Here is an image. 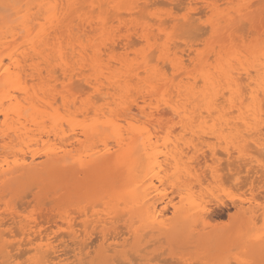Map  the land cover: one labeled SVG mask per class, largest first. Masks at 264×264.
Returning a JSON list of instances; mask_svg holds the SVG:
<instances>
[{
	"label": "bare ground",
	"instance_id": "bare-ground-1",
	"mask_svg": "<svg viewBox=\"0 0 264 264\" xmlns=\"http://www.w3.org/2000/svg\"><path fill=\"white\" fill-rule=\"evenodd\" d=\"M137 1L123 7V10L129 12L127 15L126 13L120 14L123 17L130 16L132 13L136 15L143 13L148 7L151 10L153 4L159 3L158 6L168 8V3L165 0L163 2L156 0L157 4L153 0L151 5L149 0H139L141 1L139 3ZM170 1L172 4L168 5L173 11H175L174 9L178 10L177 12L184 8V6L180 7V4L186 3L184 1H188L187 4L191 2V6L194 4L192 0H183L184 3L182 0ZM195 1L196 3L199 1L204 9L215 14L218 17L215 21L225 19L224 17L227 16L219 10V0ZM85 2L87 0H23L16 4L15 0H0V93L4 92L5 98L10 102L9 106L5 108L0 103V130L3 129L0 138V162H7L9 156H14L15 159L12 166L0 168V194L16 193L17 197H21L27 190L38 202L37 206H46L50 204L48 198L52 191L59 189V184L49 183L52 184V187H49L45 183L40 184L36 181L30 186L20 185L18 188L16 186L24 179H33L42 174H47L50 179L55 174L57 177L54 179L67 188L66 195L70 207L68 208L66 233H63L71 241L69 243H71L72 249H67L71 252H67V258L62 257L63 260L69 261L73 258L71 261L73 264H81V254L79 251L76 253V250L81 251L82 248H87L88 244L92 243L89 240H94L91 237L97 235V243H99L97 255L101 258L104 257L106 264L115 261L113 257L110 256L108 259L105 256L109 251L116 254L114 257L117 262L114 263L123 262L125 264L126 262L127 264L131 258L130 253L128 254L130 250L126 248L132 236L133 245L136 244L134 225L139 212H144L142 220L146 224V228L149 230L158 228L161 231L163 228L158 224L159 218L168 211L169 207L175 213L179 211L175 204L172 205V198L165 194L158 193L148 197L149 192L153 194L157 190L151 179L148 183L142 182L139 185L143 178L141 177L142 169L145 166V162L143 165L141 161V156L151 151L146 158L149 170L159 164L157 156L153 152L154 145L150 141L138 143V138L147 126L161 129L168 125L181 128L198 127L201 130L203 125L211 120L214 122L212 126L218 127L217 130L222 134L224 130L232 131L238 127L241 129L242 125L240 126V124H246L245 120H250V118L255 120L264 116V21L261 20L263 11L255 17H248L245 23L253 22V28L256 29H254L255 31L251 28V31L248 30V34L250 31V35H253L251 40L247 41L245 38L237 37L238 44L232 32L226 28V30L219 28L218 24L212 20H207L213 37L212 43H216L218 46L208 47L207 53L206 49L199 51L201 48L199 50L196 48V45L197 47L202 45V43L196 44V40L206 34L205 31L203 34L200 33L204 27L200 28L202 26L198 24L199 19L187 13L182 19L183 21L178 24L185 29L187 34L183 37V44L187 49L183 50L188 51L187 57L193 56L192 53H194L192 59L194 69L189 71L185 67L186 61L182 60L183 50L177 51L178 47H176L170 52L171 47L159 46L158 60L168 63L173 70L172 80H167L157 68L151 65V60L155 61V57H152L156 54L154 48L148 53H141L140 62L133 64L128 62V54L117 55L116 50L119 47H116L115 40L104 38V40H94L95 43L91 41L89 31H93L95 28H92L91 23L86 21L88 17L85 18L86 14L82 12L85 10L83 5ZM99 2L101 1L99 0ZM154 5L153 7H158ZM175 5L176 7H174ZM195 5L199 6V4ZM242 5L239 4L234 10H230L237 16L239 15L238 19L239 17L243 18V12L249 10L251 13L247 12L250 16L257 12L261 6H264L261 4L259 8L257 5L255 7L252 5L242 7ZM94 6V0L87 4V7L91 9ZM198 6L196 9L201 8ZM177 7L180 8L177 9ZM252 8L255 9L252 10ZM192 10L194 11L195 8ZM108 12L111 10L109 9ZM12 17L13 19H11ZM75 21L78 22L75 23ZM156 21L157 19L153 23L156 24ZM165 21L168 24V20ZM221 21L229 22L230 19ZM87 23L91 30L86 28ZM230 23L227 27H231ZM166 24L164 25L166 26ZM97 26L102 25L98 23ZM245 30L243 32H246ZM173 32L174 30H172ZM132 35H128L131 39L126 37L122 39L123 41L120 40L122 50L133 48L134 42L139 44V40L131 41L133 40ZM19 38L21 39L20 43L17 41ZM156 38L145 30L139 36V39L144 41L149 49L158 44ZM158 38H162V35H159ZM169 38H171V34ZM152 40L153 43H151ZM104 41L109 42L105 43ZM137 43H135V47L138 46ZM174 43L176 46H183L181 43ZM102 52L110 58L119 60L123 72H113L110 71V68L103 66ZM3 54L6 55L3 56ZM129 55L131 54L129 53ZM136 55L138 54L136 53ZM136 59L138 60L139 57ZM158 60L156 61L160 64ZM163 65L161 67L168 68V65ZM187 66L190 67V64ZM167 70L165 71L167 72ZM184 78L187 81L185 80L186 82L183 83ZM176 79L177 82H175ZM242 79L249 81L248 85H244ZM28 81L30 86L27 84ZM199 83L200 86H198ZM252 83L255 88L249 89L251 91V97H249L253 104L248 106L244 101L249 97L245 95L244 99H246L243 100L240 92L246 91L247 89L244 88L251 86ZM241 84L244 85L242 89ZM11 92H17L18 95H13ZM226 92L230 94L229 98L224 97ZM85 93H91L93 100L97 97L102 101V104L97 105L98 100L92 101L90 98L87 101L82 100ZM194 138L196 139V137ZM201 138L198 135L197 139ZM31 143L50 147L44 153V159H38L37 148L34 150L29 148ZM183 146L185 149H181L179 145L175 144L172 153L166 155V160L171 164L169 177L175 183L177 191L182 187H187L192 179L200 181L201 178L205 179L208 172L213 174L217 170L216 167L212 168L213 166L210 167L207 164L204 153L190 157L184 153L185 150L193 153L201 151L202 148L197 143L186 142ZM24 148L29 149L25 150ZM20 155L22 157L17 158ZM209 180L217 183L214 175H211ZM159 182L161 181L159 180ZM34 189L37 192H33ZM186 190L189 188L187 187ZM86 198L89 199L88 203L82 205L84 202L82 200ZM46 199H48L47 202H45ZM37 206L35 205V207ZM216 206L226 207L224 203ZM41 207L37 209L40 210ZM46 207L47 210L44 207L40 210V215L36 214L37 218H30L25 222H17L18 215L13 211V208L6 209L3 213L0 211V249L5 251L9 248L11 253L13 251L10 250L11 246L15 247V244L20 247L23 244L31 245L37 239L40 241L46 239L51 232L48 231V228L44 229L45 223L47 226L49 220L57 217V212H55V216L52 214L53 218L49 217L51 212H49L48 206ZM97 207L101 209L96 210ZM232 207L235 210V215L241 213L249 217H253L256 208L251 205L247 208L243 207L241 200L233 202ZM182 209L186 218L193 219L194 223L200 222L205 230L209 229V231L198 234L196 225L189 222L184 224L183 221L180 225L167 229L169 237L173 239L184 237L191 242L198 236L196 244L210 243L213 237H221L219 233L214 234L213 232L218 231L219 228L208 224L206 214L209 211L207 209L197 210V206L189 205V203L187 208L184 205ZM72 214H79L76 218L82 215L86 218L79 224L82 230H79L80 228L77 230ZM39 216L44 219L41 218L42 220L37 222ZM40 222L43 223L44 228ZM246 224L247 222H245ZM6 225L7 228L2 229ZM10 225H19L18 230L24 235L21 238L25 240L23 244L22 241L13 243L12 240L6 239V237L14 238L15 236L12 235L13 229L8 227ZM57 225L56 228L59 229L60 227ZM245 229L248 230V226ZM68 244H66V248ZM9 245L10 247H8ZM23 251L21 249L20 253ZM25 251L28 252V250ZM58 252L51 245H46L45 249L40 248L39 253L42 254L40 257L41 260L43 259L41 262L48 264L54 259H59L61 256L57 254ZM6 253L8 255V251ZM64 253L62 256H65ZM70 253L72 255H69ZM5 256H0V258ZM119 259H122V262ZM7 260L8 258L5 259V261ZM82 263L87 264L85 261ZM128 264H131V260Z\"/></svg>",
	"mask_w": 264,
	"mask_h": 264
},
{
	"label": "rangeland",
	"instance_id": "rangeland-1",
	"mask_svg": "<svg viewBox=\"0 0 264 264\" xmlns=\"http://www.w3.org/2000/svg\"><path fill=\"white\" fill-rule=\"evenodd\" d=\"M15 1L17 4V3H21L23 0H15ZM92 1L93 0H87V2L83 4L85 7V10L82 11L83 13L86 14L85 18L88 17L86 21L91 23L92 28H95L93 31H89L90 33L89 38H92L91 41H94L96 39L104 40V38H110V39L115 40V42H117L116 47H119V49L116 50L117 55L118 54L119 55L128 54L127 55L128 62H132L133 64L140 62L141 53L143 52L148 53L152 48L155 49L153 50L156 53L155 56H152V57H155V61L158 60L159 46L160 47L166 46L169 48L171 47L170 52L176 49V47H178L177 51L187 49L183 44V41H184L183 37L187 36V34L185 33V29H183L178 24V22L180 23L181 21H183L182 19L187 15V13L191 14V16H193L194 18L199 19L198 24L202 26L200 28L204 27V29H202V32L200 33L203 34V32L205 31L207 35L205 34L206 37L205 35H203L204 37L202 38L200 37L196 40V44L200 45L202 43V45H200L199 47H197L196 45V48L198 50L201 48L199 51H202V50L204 51L206 49L205 51L206 53L209 51L208 47L210 48L211 47L214 48V46L218 47L216 43L215 44L212 43L213 37L211 34L210 27L208 25L209 21L207 20H210V21L212 20L218 24L219 28L223 30L226 28L228 31L232 32L233 36L237 40L236 42L237 44L239 43L238 41L239 37L243 39L245 38L247 39V41L249 39L251 40L253 37L252 34L250 35V31L251 29L255 31L254 29L256 28H253L254 27L252 25L253 22L251 23L250 21H247L245 23L248 17L250 18L253 16L255 17L258 15V13L263 11V16L261 20L264 21V9L262 10L264 6H261V4L262 5L264 4V0H254V1L253 0H231V1L219 0L218 2L219 10L223 12L224 15H227L226 17H224L225 19H219V21H215L218 19V17L215 16V14H212L208 10L204 9L201 3L199 1H197L198 3H196L195 0H192V3H194L193 6H191L192 5L191 2L190 4H187L188 1H184L186 2L184 3L182 0V3H184V5L180 3L179 4L181 5L180 6L181 8H183V6L184 8L180 12H177L178 10L176 11V9H174L175 11H173V9L170 8L169 6L170 5L169 3H171L170 0H165L169 4V5L167 4L168 8L167 7L165 8L164 6L163 7L158 6L160 3L157 4L156 0H154L157 5H154V4L153 5L158 6V7H153L152 5L151 10L148 7L146 10H144L143 13H137L136 14L137 16L135 15V13H132V15L130 16L129 15L126 16L127 13L129 12H127L126 10H123L124 6L134 1H137V0H100L101 2H99V0H94L95 6L91 9L87 7V4H89ZM149 1H150L149 4L151 5V2H153V0H149ZM163 1L164 0H162V2ZM139 2L141 1L138 0L137 3ZM195 4H199V6L201 5L200 6L201 8L196 9L198 5H195ZM239 4H243L242 7H245L246 5H252V7H255V5H257L259 6V8L261 6V8L257 10V12L252 13L250 16L249 14L251 12L247 10L249 14L247 11L243 12L242 13L243 18L239 17L238 19L239 15L237 16V14H235L234 12H230V10L231 9L234 10V8L237 7V5ZM95 7H96V11L94 12ZM174 7H176V5ZM180 7H177V9H179ZM118 8L120 9L118 10ZM194 8L195 10L193 11L192 9ZM109 9L113 13L108 12ZM254 9L255 8H252V10ZM106 11L109 13V16L111 15L110 18H108L109 16ZM201 11H203L204 13ZM120 13H124V14L126 13L125 17H123L122 14ZM179 13L180 14L182 13V15H180ZM200 13L203 15H201ZM160 14H164V15H160ZM211 16H213L212 18L214 19H212ZM227 18L230 19L229 22L221 21V20H226ZM231 18H236V19H231ZM11 19H13V17ZM154 19L155 20L157 19V21L155 22L156 24L153 23L155 21ZM165 20H168L169 25L166 24ZM77 22L78 21H75V23ZM98 23H100L102 26H97ZM228 23L231 24V27L230 26L227 27ZM151 24L153 25L151 26ZM164 24H166V26ZM87 25L88 23L85 25L86 28L88 30H91L90 27H88ZM168 26H170L171 28H169ZM205 26H206V29L208 30L205 29ZM120 27L122 30L120 29ZM176 27L180 30H183L182 31L183 33L179 31ZM153 28L155 31L153 30ZM244 29H246L245 30L246 32H243ZM249 29L250 31L248 34ZM144 30L147 31L152 37L154 38L157 37L156 41L158 44L153 45V47H150V49L148 48V46L146 45L144 41L139 39V36ZM172 30H174L173 33H172ZM176 32H177V35L175 36ZM130 34L131 35L133 34L132 36L134 37V38L132 37L133 40L131 41L133 42L134 39L137 41L139 40L140 41L139 44L137 42H134L133 44L135 45V43H137L138 46L135 47L133 45V48L129 50H122L120 48L121 46L120 40L126 37H129L128 35ZM170 34H171V38H169ZM159 35H162V38H158ZM19 39L17 40L18 43H20L21 41V39L20 40ZM244 41L247 42L246 40ZM104 42L107 43L109 41H104ZM174 42L181 43V45L183 44V46H176ZM151 43H153V40L151 41ZM204 44H205V47H204ZM215 49L217 50V48ZM183 51H184V54L182 55L183 57L182 60L186 61L185 62L186 65L184 64V62L183 64L185 65V67H187L189 71H191L194 69V63L192 62V59L194 58L193 57L194 53H192L193 56L190 55L187 57L188 51L187 50H183ZM2 52L5 53L7 51H2ZM129 53L131 55H129ZM136 53L138 55H136ZM5 55L3 54V56ZM105 55L106 53L102 52L101 60H102L103 66L110 68V71H113V72H123V69L119 63V60H117L116 58H110L107 55L105 57ZM136 57L137 58L139 57V59L137 60ZM213 59L214 58L212 57V61ZM188 60H190L189 63H187ZM155 61L151 60L152 67L157 68L165 76L167 80H172L173 70L171 69V66L168 63H162V61L160 60H158L160 64H158L157 61L156 62ZM109 62H113V63H109ZM163 64L168 65V68L161 67V66H164ZM188 64H190V67L187 66ZM167 69L169 70V74H168ZM165 70H167V72ZM87 73H90V72H87ZM178 80L176 79L175 82H177ZM185 80L186 79L184 78L183 83L187 81ZM241 81L242 83L243 82L245 83L244 85H248L249 83V81H247L246 79H244V81L242 79ZM27 84L28 86H30L29 81L27 82ZM244 85L241 84V89L242 87H244ZM198 86H200V83ZM254 86L255 85L252 83L251 86L244 88V89H247L246 91L240 89L241 91H244V92H240V95L243 100L246 99V98L244 99L245 95L246 97L250 96L251 91L249 89L252 88L253 90L255 88ZM11 93L13 95H18L17 92H11ZM226 93L227 94H225L226 96L224 95V97L229 98L230 94L228 92ZM5 95L6 94L4 92L0 93V103L3 108L8 107L10 104V102L5 98ZM250 97L248 98V100L244 101V103L248 106H251L253 104ZM89 98L92 101L98 100L97 105L102 104V101H100L97 97L96 99L94 98L95 100H93V98L91 97V93L83 94L81 99L84 101H87L89 100ZM261 118L263 119L264 116H261L260 118L255 119V120H251V118L250 120H245L246 124H240V126L242 125L241 129L240 127H238L236 130H232V131L224 130L222 134L220 131L217 130L218 127L216 128L212 126L214 122L211 120L207 121V124L203 125L201 130L198 129V127L181 128L179 126L169 127L168 125V126L163 127V129H161V128H156L153 126H147L145 131L138 138V143H142L146 141L148 143L150 141V143L154 145L153 152L156 154L157 161L159 162V164L149 170L147 168L146 158H147V155L151 151L149 153L148 152L144 153L141 156V161L143 165L145 162V166L142 169L143 174L141 177L143 178H141V182L139 183V185H141L142 182L148 183V181L151 179L152 184L156 186L157 190L153 194L152 192L148 191L150 193L148 197H151L152 195L158 194V193L165 194L166 196L172 198V205L175 204L179 208V211L175 213L171 207L168 208V211L158 220V224L162 226L163 228V230L161 231L158 228L152 229V230H149L148 228H146V224L143 223V220H142V216H144V212L143 211L139 212V216L137 215V220L134 225V229L136 232L135 234L136 244L135 246L133 245L134 243H133V236H132V238L129 239V242H128L129 245L126 248L130 250L128 254L130 253L129 256L131 258L130 259L131 264H216V263H219V264H233V263L234 264H264V119L262 120ZM0 120H1V117H0ZM2 130L3 129L0 130V138H1ZM198 135L199 137H202V138L197 139ZM193 136L196 137V139ZM186 142H192L194 144L197 143V145L200 148H202V150L198 151L197 153H193V152H190L189 150H185L184 153L187 156L189 157L196 156V154L204 153V156L206 157V160H207V164L210 167L213 166L212 168L216 167L217 170L214 171L213 174H211V172H208L205 179L201 178L200 181L198 179L197 180L192 179L187 185L189 190H186L187 187L185 186V187L180 188V190L178 189L179 191L178 192L177 189H175L176 188V186H174L175 183L169 177L171 173V164L169 161L166 160V155H169L172 153L173 146L175 144L179 145L181 149H185V146H183V144ZM29 148L33 150L37 148L39 152L38 159L42 160L44 159V153L50 147L43 146L39 143L38 145H34L33 143H31L29 145ZM29 148H24V149L27 150ZM13 157L14 156H9V159L7 160V162H0V168H7L8 166L9 167L12 166L13 163L15 162V159ZM21 157L22 155L18 156L17 158H21ZM24 157L27 158V156H24ZM144 158H145V161H144ZM211 175H214L216 177V180H217L216 184L209 180ZM55 177L57 176L53 174V176H51V178L49 179V176L47 174H42L36 178L24 179V180H21V182H18L19 185L16 186V188H18L20 185L30 186L31 184H34L36 181H38V183L40 184L45 183L49 187H52V184H59L60 185L59 189L57 190L55 189V191H52V194L48 198L50 204L46 205L48 206L49 212H51L49 217L53 218L52 214H54V216L57 214V217L54 219L50 218L52 220H49L48 225H47L48 227L46 226V223H45V228H44L43 223H41L43 221L40 222V224L43 225V228L44 229L48 228V231L50 230L51 233L49 232L50 235L46 239L44 238L41 241L39 239L34 240L31 245L23 244V241L25 240H22L21 238H23L24 235H22L21 232L18 230L19 225L18 226L17 225L8 226L9 228L13 229L12 235H15V236L14 238H12V236L6 237V239L12 240L13 243L22 241L23 246L21 244H20L21 245L20 247H18L17 244H15V247L11 246L12 249L10 250H13L11 251V253L9 251V248H7V250L5 251L4 249H0V256L3 257L6 255L4 258H0V262H1L0 264H21V263L22 264L23 263L24 264H44V262H41L43 259L41 260L42 254L39 253V249L40 248L45 249L46 245H51L52 247L56 248L57 252L59 251L57 254L61 256V257L59 256L60 257L59 259H54L53 262H49L48 264H68L69 262L70 264H73L71 262L73 258H71V260L69 261L66 259L63 260L64 258H67L66 255L70 251V250L67 251V249L68 248L72 249V245H70L71 243H69L71 241H69L67 237H65L66 227H67V222H68V215H69L68 208H70L67 195H66L67 188L64 185H61L60 183H58V180L54 179ZM159 180L161 182H159ZM49 183H52V184L50 185ZM27 192H28L27 190L24 191L25 195L24 193L22 194L21 196L23 197L22 199L21 197H17L16 193H10V194L8 193L6 195H4L5 193L3 195L0 194L1 213L5 212L6 209L11 210V208H13V211L18 215L17 222L19 221L25 222L30 218L31 219L37 218L38 216H36V214L40 215L39 212H41L40 210L43 207L45 208V210H47L46 206H42V207L40 205L37 206L38 202L32 197L30 192L28 193ZM33 192H37V190L34 189ZM48 199H46L45 202H47ZM239 200H241V202L243 203V207L245 208L249 207L250 205L254 208L256 207L253 212V217L245 216L241 213L235 215L234 213L235 210L232 207V203L237 202ZM82 201H84L82 202V205H86L89 199L86 198V199H83ZM188 203L189 205L197 206L198 207L197 210L205 208L209 211L206 214L207 222L209 225L219 228L218 231H213V232L214 234L219 233L221 235L220 238L219 236L217 237L212 236L213 238L210 243L204 242V243L196 244L195 241L198 239V236H196L191 242H189L184 237H178L177 239H173L168 236V233L166 232L167 229H170V227L172 226L180 225L183 221H184V224L186 222H189L192 225H196V231L198 232V234H202L203 231L205 232L209 231V229L205 230V228L202 226L200 222L194 223L193 219H188L184 216V214L182 213L183 212L182 207L186 205V208H187ZM220 203H224L226 207L223 208L221 206H216ZM35 205L37 207H35ZM38 207H41L40 210L37 209ZM192 208L195 209L194 207ZM97 209L100 210L101 208L97 207L96 210ZM55 212L57 213L55 214ZM88 215H90V213H88ZM71 216L75 218L74 225H77V230H78L80 228L79 226L80 222H82L86 218L83 215L79 218H76V216H79V214H74V215L72 214ZM41 218L39 216V219H37V222L42 220ZM62 222H65V223L62 224ZM245 222H247L248 225L247 224L245 225ZM55 224L59 226L60 228L59 229L58 227L56 228ZM61 224L64 226H62ZM247 226H248V230H246L247 228L245 229V227ZM6 228H7V225L3 227L2 229H6ZM79 230H82V228H80ZM237 231H241V232H237ZM221 233H224V234H221ZM62 235L64 236L62 237ZM95 236L97 235H93L91 237L94 240L93 241H91V239L89 240L92 243L88 244L87 248L81 249L82 252L78 249L76 250V253L79 251V253L81 254L80 256L81 264H85V263H82V261L87 262V264H106L105 258L104 257L101 258L97 255V252H98L97 246L99 245V243H97L98 236L97 237ZM52 240H56V241L52 242ZM66 244H68L67 248H66ZM8 247H10V245ZM63 247L65 248V250ZM20 248L22 249V251L24 250L23 253H20L21 252ZM19 249H20V252H19ZM25 250H28V252H26ZM7 251H8V255L6 253ZM64 251L66 252L64 253ZM63 253L65 256H62ZM112 254H114L113 251L111 252L109 251L106 253L105 256H107L108 259H110V256H111V258L112 257L114 258L115 260L114 262H117L115 259L116 257H114L116 254H114L113 256ZM128 254H127V257L129 260ZM69 255H72V253H70ZM7 258L8 260L5 261V259ZM130 260L127 261V264L130 263ZM114 262L111 264H116ZM120 264H124V263L122 262Z\"/></svg>",
	"mask_w": 264,
	"mask_h": 264
}]
</instances>
